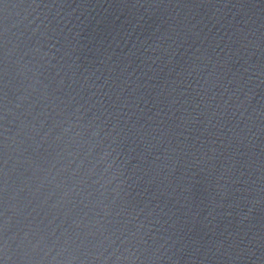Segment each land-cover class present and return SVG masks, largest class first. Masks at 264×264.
Wrapping results in <instances>:
<instances>
[{
  "label": "water",
  "instance_id": "95a60500",
  "mask_svg": "<svg viewBox=\"0 0 264 264\" xmlns=\"http://www.w3.org/2000/svg\"><path fill=\"white\" fill-rule=\"evenodd\" d=\"M0 264H264V0H0Z\"/></svg>",
  "mask_w": 264,
  "mask_h": 264
}]
</instances>
